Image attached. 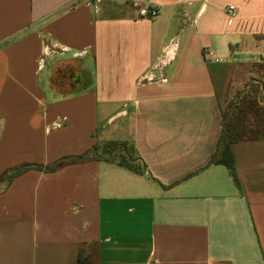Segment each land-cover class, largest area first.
I'll list each match as a JSON object with an SVG mask.
<instances>
[{
  "label": "crops",
  "instance_id": "0c3cea01",
  "mask_svg": "<svg viewBox=\"0 0 264 264\" xmlns=\"http://www.w3.org/2000/svg\"><path fill=\"white\" fill-rule=\"evenodd\" d=\"M110 141L0 182V264H264V0H0V177Z\"/></svg>",
  "mask_w": 264,
  "mask_h": 264
},
{
  "label": "trees",
  "instance_id": "16d2710c",
  "mask_svg": "<svg viewBox=\"0 0 264 264\" xmlns=\"http://www.w3.org/2000/svg\"><path fill=\"white\" fill-rule=\"evenodd\" d=\"M61 67L54 69V74L52 75L53 85L57 83V78L62 76L63 71ZM233 108V104H230L225 112L222 113L221 134L219 136L215 152L210 159V164H220L225 166L229 170L233 182L238 184L231 144L236 140L255 139L256 137L254 133L244 129L245 126H242L243 122H241L242 116L237 114ZM100 159L116 162L120 167L128 168L134 171L137 168L134 166V162L137 161V159L133 156L132 148H130L125 142L110 141L105 142L102 145H96L82 155L62 157L50 165H21L20 167L13 169L10 174H5L0 177V182L10 181L12 178L18 176L24 171L38 170L50 173L58 170L64 165ZM78 263H80L79 260Z\"/></svg>",
  "mask_w": 264,
  "mask_h": 264
},
{
  "label": "built area",
  "instance_id": "2783aa9c",
  "mask_svg": "<svg viewBox=\"0 0 264 264\" xmlns=\"http://www.w3.org/2000/svg\"><path fill=\"white\" fill-rule=\"evenodd\" d=\"M233 9L234 8L231 6L228 11L232 13ZM138 15L141 18H154L157 15V12L153 8L141 7L138 10Z\"/></svg>",
  "mask_w": 264,
  "mask_h": 264
},
{
  "label": "rangeland",
  "instance_id": "374dc122",
  "mask_svg": "<svg viewBox=\"0 0 264 264\" xmlns=\"http://www.w3.org/2000/svg\"><path fill=\"white\" fill-rule=\"evenodd\" d=\"M250 96V95H249ZM253 96H256L255 94H253Z\"/></svg>",
  "mask_w": 264,
  "mask_h": 264
}]
</instances>
